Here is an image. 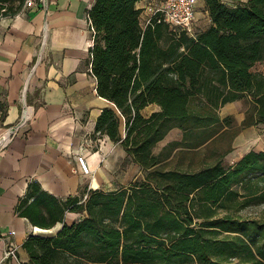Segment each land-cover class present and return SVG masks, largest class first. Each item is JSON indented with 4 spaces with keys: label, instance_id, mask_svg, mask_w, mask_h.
<instances>
[{
    "label": "trees",
    "instance_id": "1",
    "mask_svg": "<svg viewBox=\"0 0 264 264\" xmlns=\"http://www.w3.org/2000/svg\"><path fill=\"white\" fill-rule=\"evenodd\" d=\"M138 1H95L90 57L98 94L113 103L96 132L120 143L144 178L66 200L31 182L17 212L40 228L63 225L28 236L25 264H264V209L241 213L264 205V150L229 165L202 155L231 127L225 104L249 98L245 123L264 124V71H253L264 63V0H205L210 22L199 31L160 11L144 22ZM25 3L0 0V17ZM175 127L182 139L156 153ZM67 212L81 217L67 223Z\"/></svg>",
    "mask_w": 264,
    "mask_h": 264
},
{
    "label": "crops",
    "instance_id": "2",
    "mask_svg": "<svg viewBox=\"0 0 264 264\" xmlns=\"http://www.w3.org/2000/svg\"><path fill=\"white\" fill-rule=\"evenodd\" d=\"M95 1L34 0L17 14L0 17V136H11L0 149V261L9 244L17 247V259L0 264H25L28 236L52 235L63 225L40 228L17 212L31 182L62 200L86 186L111 190L106 183L117 161L127 157L120 143L96 132L100 114L113 103L98 94L91 69L88 14ZM165 2L139 0L142 21L148 22ZM201 7L205 20L197 23L199 28L210 22L205 0H198L197 11ZM25 113L28 120L20 123ZM79 155L87 159L91 174L82 171ZM80 217L67 212L65 221Z\"/></svg>",
    "mask_w": 264,
    "mask_h": 264
},
{
    "label": "rangeland",
    "instance_id": "3",
    "mask_svg": "<svg viewBox=\"0 0 264 264\" xmlns=\"http://www.w3.org/2000/svg\"><path fill=\"white\" fill-rule=\"evenodd\" d=\"M198 13V14H197ZM196 13V18L193 23V29L199 31L197 26L200 21L205 20L203 7ZM253 71H264V63H257ZM249 99L235 101L226 104L220 108V116L222 118L230 117L232 120L231 127L227 130L224 136L215 144L203 151V156L208 160H213L219 155H223V162L227 165L235 162L240 154L248 149L261 150L264 149V124H247L245 120L252 109ZM155 106L147 107L143 110L144 114H149L154 110ZM183 137L182 130L175 127L173 128L166 138L160 141L154 148L156 153H160L175 141H180ZM230 150V151H227ZM179 151L176 149L173 154L166 160V165L173 166L174 153ZM226 153V154H225ZM179 156L176 161L179 160ZM175 161V162H176ZM168 163V164H167ZM171 163V165H169ZM175 164V163H174ZM144 173L142 169L135 164L129 157L119 159L115 165L110 182L106 183L107 188H119L126 186L134 180H143ZM264 205H252L241 213L249 217H257L261 215Z\"/></svg>",
    "mask_w": 264,
    "mask_h": 264
},
{
    "label": "built area",
    "instance_id": "4",
    "mask_svg": "<svg viewBox=\"0 0 264 264\" xmlns=\"http://www.w3.org/2000/svg\"><path fill=\"white\" fill-rule=\"evenodd\" d=\"M34 0H26V5L32 6ZM198 0H166L165 6L160 10L164 14V19L171 26L175 28L187 29L189 31L193 30V23L196 18ZM89 22L91 25L90 17L88 14ZM93 31V28L91 27ZM93 38L91 40L90 47L93 45ZM27 109V107H26ZM28 120L27 113L24 114L20 123ZM11 140L10 135L0 136V149L7 146ZM78 162L82 171L85 174H91V169L88 165L87 159L83 155L78 156ZM15 231H11L10 234H14ZM8 258L17 259V247L9 244L5 251L3 258L0 263Z\"/></svg>",
    "mask_w": 264,
    "mask_h": 264
}]
</instances>
